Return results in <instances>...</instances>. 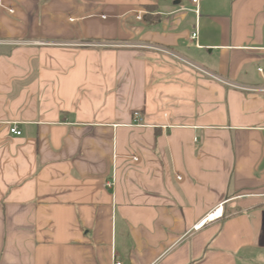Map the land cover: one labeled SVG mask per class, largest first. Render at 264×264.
<instances>
[{
  "label": "crops",
  "instance_id": "obj_1",
  "mask_svg": "<svg viewBox=\"0 0 264 264\" xmlns=\"http://www.w3.org/2000/svg\"><path fill=\"white\" fill-rule=\"evenodd\" d=\"M116 260L264 264V0H0V264Z\"/></svg>",
  "mask_w": 264,
  "mask_h": 264
},
{
  "label": "built area",
  "instance_id": "obj_2",
  "mask_svg": "<svg viewBox=\"0 0 264 264\" xmlns=\"http://www.w3.org/2000/svg\"><path fill=\"white\" fill-rule=\"evenodd\" d=\"M200 1L201 0H190L191 2V5H192V10L193 12L195 13L196 17H197V22H198V19L200 17ZM141 13V11H139ZM139 18H141V15H139ZM198 37V31L196 30L195 32H193L192 34V38L193 39H197ZM165 51V50H164ZM134 121L133 122L134 124L136 125H142L143 122L142 121V115L139 111H136L134 112ZM10 133L14 134V135H21L22 134V131L18 128V125L17 123H12L11 126H10ZM134 160H138L137 157L134 158ZM179 179H181V177H179ZM216 212V211H215ZM214 212V213H215ZM214 213L212 214H209L207 215L203 220L202 222H200L198 225H196V227H200L203 223L207 222L209 219H214L216 218L217 216H219V214H216L214 215ZM221 214V213H220ZM114 264H122L121 261H115Z\"/></svg>",
  "mask_w": 264,
  "mask_h": 264
},
{
  "label": "bare ground",
  "instance_id": "obj_3",
  "mask_svg": "<svg viewBox=\"0 0 264 264\" xmlns=\"http://www.w3.org/2000/svg\"><path fill=\"white\" fill-rule=\"evenodd\" d=\"M216 214H218V211H216V212L214 213V215H216Z\"/></svg>",
  "mask_w": 264,
  "mask_h": 264
}]
</instances>
